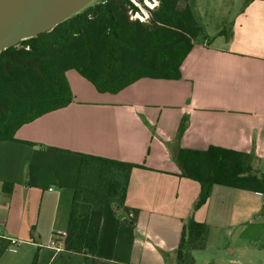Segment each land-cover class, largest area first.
Listing matches in <instances>:
<instances>
[{"label": "crops", "instance_id": "1", "mask_svg": "<svg viewBox=\"0 0 264 264\" xmlns=\"http://www.w3.org/2000/svg\"><path fill=\"white\" fill-rule=\"evenodd\" d=\"M190 1L202 33L179 79L143 77L109 93L68 69L73 100L0 139V264H171L190 216L208 226L194 264H264V194L215 185L195 209L200 185L175 161L178 146L215 145L253 153L264 172V0ZM212 3L231 4L219 11L226 24ZM81 153L139 165L123 206L104 205L88 259L49 246L66 230Z\"/></svg>", "mask_w": 264, "mask_h": 264}, {"label": "trees", "instance_id": "2", "mask_svg": "<svg viewBox=\"0 0 264 264\" xmlns=\"http://www.w3.org/2000/svg\"><path fill=\"white\" fill-rule=\"evenodd\" d=\"M158 0L147 21L130 18V0H96L48 31L0 51V139L14 140L17 128L68 105L73 94L65 72L74 69L97 91L117 93L143 77L179 79L180 66L202 33L191 6ZM134 10L136 9L133 6ZM188 122L177 128L178 142ZM63 250L86 259L95 254L103 207L123 206L129 175L138 164L81 153ZM253 153L210 145L177 147L180 175L197 181L194 208L215 185L264 194V172ZM8 191L12 184H3ZM208 226L193 216L183 220L171 264H194L205 248Z\"/></svg>", "mask_w": 264, "mask_h": 264}, {"label": "water", "instance_id": "3", "mask_svg": "<svg viewBox=\"0 0 264 264\" xmlns=\"http://www.w3.org/2000/svg\"><path fill=\"white\" fill-rule=\"evenodd\" d=\"M94 0H0V51L48 31Z\"/></svg>", "mask_w": 264, "mask_h": 264}, {"label": "built area", "instance_id": "4", "mask_svg": "<svg viewBox=\"0 0 264 264\" xmlns=\"http://www.w3.org/2000/svg\"><path fill=\"white\" fill-rule=\"evenodd\" d=\"M133 6L136 7L134 10L133 6H129L128 13L130 18L139 19L140 21H147L149 17V10L153 9L157 4V0H130ZM144 7H143V6ZM3 235L0 232V237ZM65 236V231H56L51 235L49 246L54 249L56 252L63 250V239ZM15 240H11V244H15Z\"/></svg>", "mask_w": 264, "mask_h": 264}, {"label": "rangeland", "instance_id": "5", "mask_svg": "<svg viewBox=\"0 0 264 264\" xmlns=\"http://www.w3.org/2000/svg\"><path fill=\"white\" fill-rule=\"evenodd\" d=\"M96 1V0H94ZM93 1V2H94ZM158 1V0H157ZM190 0H181L179 2V6L183 7L185 6L187 3L190 5ZM92 3V2H91ZM143 6V5H142ZM157 6V5H156ZM211 6H213L212 11L215 13H218L219 15H216L214 18V21H216L217 24H220L222 22V24H226L224 23L225 20H227L226 16L227 14H223V12H219L220 10H228L227 7H231V4H218L216 5L215 3H212ZM227 6V7H226ZM144 7V6H143ZM232 12V11H231ZM224 15V18H221V16ZM212 19H210L211 21ZM253 165L255 166V162H253Z\"/></svg>", "mask_w": 264, "mask_h": 264}]
</instances>
